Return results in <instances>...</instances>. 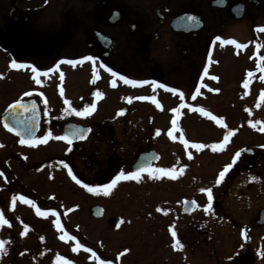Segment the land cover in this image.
<instances>
[{
  "label": "flooded vegetation",
  "instance_id": "flooded-vegetation-1",
  "mask_svg": "<svg viewBox=\"0 0 264 264\" xmlns=\"http://www.w3.org/2000/svg\"><path fill=\"white\" fill-rule=\"evenodd\" d=\"M262 29L264 0H0V72L6 68L12 72L14 83H27L17 100L32 99L38 110L39 131L26 144L46 136L40 143L46 146L50 139L47 133L52 130L61 136L67 122L85 127L88 134L83 140L70 144L62 141L76 149L81 162L77 179L102 192L103 185L121 171L136 172L146 165L170 170V175L140 172L135 179L118 181L109 189L127 203L141 204L144 217L150 210L148 200H153L154 208L163 204L156 202L158 196L154 193L168 194L171 208L167 217L174 221L176 233L169 242L175 246L179 241V247L187 248L189 254L166 260L137 256L133 264H201L203 260L207 264H264ZM217 36L235 40L243 47L221 44ZM85 56L94 59L85 61ZM12 60L31 65L37 72L33 73L31 67L14 69L10 66ZM68 60L75 63L69 64ZM109 68L129 79L149 83L127 85L113 77ZM229 74L236 76L237 83H217ZM203 78L206 83H199ZM153 81L166 87L154 88ZM244 81L248 82L249 95H244ZM203 90L209 95L198 94ZM96 92L101 95L95 96ZM142 96L154 97L155 103L139 99ZM55 97L61 101H55ZM49 99L60 103V108L55 110L50 104L48 109ZM199 100L209 101L202 105ZM93 103L96 107L88 116H77L72 111ZM202 121L205 130L212 132L210 135L216 134L210 138L211 147L215 145L212 151L225 156L212 178L197 182L196 160L202 151L192 148L195 140L187 137L186 127L187 122L197 125ZM0 126L20 142L1 122ZM229 132L232 135L225 142ZM241 133L250 135L251 141L237 146ZM86 143L92 147L87 152L83 148ZM119 144L128 148L119 149ZM33 147L37 149V145ZM238 151L240 156L233 167L216 184L219 172L233 162ZM140 156L143 160L134 167ZM42 161L47 171L51 155L44 154ZM2 178L0 187H14L16 192L19 184ZM207 189L213 193L211 202L207 200ZM188 202L194 207L189 209ZM90 215L99 219L104 211L98 218L91 211ZM109 219L111 230L124 225L122 218L117 221L111 215ZM24 248L16 246V260L28 255L36 264L34 247ZM125 249L124 254L128 253ZM110 259L111 264L120 263L119 256ZM149 259L153 261L146 263Z\"/></svg>",
  "mask_w": 264,
  "mask_h": 264
},
{
  "label": "rangeland",
  "instance_id": "rangeland-1",
  "mask_svg": "<svg viewBox=\"0 0 264 264\" xmlns=\"http://www.w3.org/2000/svg\"><path fill=\"white\" fill-rule=\"evenodd\" d=\"M0 74H2L0 76V113H2L9 104L23 96L27 83H14L12 72L6 68H3ZM231 76L229 74L227 77H221L217 83H221L222 86L237 83L236 76H232L233 79ZM199 83H206V81L203 78ZM242 84L244 87V83ZM248 91L249 88L244 87V95H249ZM198 94L209 95L205 90ZM54 99L57 102L61 101L57 97ZM226 99L227 102L231 100L230 97ZM208 101L199 100L202 105ZM50 104L56 110L60 103H54L52 99H49V106ZM50 108L51 106L48 109ZM204 124V121L197 125L187 122L186 127L187 137L194 139L195 144L196 141L201 140L199 144L206 146L205 149L204 147L195 149L202 151L196 160L199 164L195 168H198V173L194 174L195 179H199L197 182L212 178L216 174V168L218 169L220 164L224 163L225 156L224 154L217 155L215 151H212L210 138L216 137V134L210 135L212 132L205 130ZM50 132L52 135L46 146L36 142L32 145L21 144L0 126V169L4 171H0V185L3 176L8 183L15 185L18 183L17 190H21V192L17 190L15 192L14 187L9 190L0 187V217H2L0 219V242H3V247L0 248V264H18L16 263L18 259H20L19 264H33L31 256L28 255L23 256L24 259L19 257L16 260L14 255L18 244L24 245V249L27 250L34 247L33 261L36 260V264H101V261L111 264L110 258L115 256L120 257L118 264H133L137 256L140 258L141 256H158L166 260L174 256L187 257L189 255L187 248L179 247V243L175 247L169 242L173 237L174 221L167 217L171 208V198L168 194L154 193L158 196L156 202L163 204L154 208L151 202L153 200H148L150 210L145 213L144 217L141 204L127 203L121 195H116V192L112 190H109L107 195L102 191L89 192L82 187V184H76L68 175L69 168L75 176L76 173L79 174L78 169L81 168V162L76 157V149L68 147L62 140H57L56 134L58 133L52 130ZM240 135L242 137L237 139V146L240 143H250V135L244 133ZM35 145L37 149L33 147ZM84 145V151L87 152L91 146L87 143ZM118 148L128 147L119 144ZM207 151L210 152L209 155ZM44 154L51 155L47 171L42 161ZM61 159L63 162L67 161V164L64 163L68 166L67 168L60 162ZM193 166H196L195 162ZM48 174L50 178L47 179ZM123 186L122 184L120 188ZM21 196H24L25 200H21ZM26 201H31V203ZM137 201L139 202V197ZM93 203H99L103 207L104 216L102 218L91 217L89 207ZM37 208L40 209L39 213ZM111 215L117 221L122 218L124 225L111 230L109 223ZM124 217L127 218L125 222ZM57 220H59V225H57ZM144 224H149L148 228ZM69 237H75V239H69ZM24 243L30 244L25 245ZM142 244L143 251L141 250ZM126 247L129 251L124 254L123 249ZM42 251L46 253L43 255ZM5 252L7 255H4ZM151 261L153 259H149L146 263ZM203 262L204 260L201 264H207Z\"/></svg>",
  "mask_w": 264,
  "mask_h": 264
},
{
  "label": "snow or ice",
  "instance_id": "snow-or-ice-1",
  "mask_svg": "<svg viewBox=\"0 0 264 264\" xmlns=\"http://www.w3.org/2000/svg\"><path fill=\"white\" fill-rule=\"evenodd\" d=\"M220 3H223L224 0H219ZM235 11V9H234ZM189 21H195V18L194 17H188L187 18ZM262 31H264V29H262ZM216 40L217 41H221V44H231V45H236V47H243V45L241 44H238L235 40H221V38L219 36L216 37ZM259 47V46H258ZM83 59L85 61H90V60H93L94 58L91 57V56H85L83 57ZM261 60L264 61V56L261 57ZM67 63L69 64H74L75 61H72V60H68ZM10 66L14 69H20V68H26V67H31V70L33 73H36L37 72V69L35 67H32L31 65H26V64H23V63H17L16 60H12L11 61V64ZM260 70L262 72H264V66H261L260 67ZM93 71H95V69H93ZM108 71L111 73V75L113 77H118L119 80H122L125 84L127 85H144V84H148L149 82L148 81H144V80H133V79H129L127 78L126 76H122L120 75L119 73L115 72V71H112L110 68L108 69ZM205 72H207V69H205ZM46 74V73H45ZM249 75H252L251 73H249ZM0 76H2V74H0ZM61 79H63V74H61ZM215 79V77H214ZM94 82V81H93ZM35 83L36 84H39L40 83V80L39 79H36L35 80ZM115 83V82H113ZM152 83V86L155 88V87H160V88H165L166 86L163 85V84H160V85H157L156 82H151ZM244 87L247 88L248 87V82L247 81H244ZM172 92H176V89L175 88H172L171 89ZM214 91H219L218 89L214 90ZM95 96L99 97L101 95V93L99 92H96L94 93ZM139 99L141 100H149V99H152L153 102L155 103V98L154 97H148V96H142V97H139ZM181 99H183V96H181ZM65 103H68L67 101H65ZM96 107L95 103L91 104V105H85L83 107V109L81 111H76V109H72L73 112H75V114L77 116H88L91 114L92 110H94ZM157 107H159V105H157ZM9 108L12 109L13 111H15L17 108H23V110L26 112V111H29V106L28 105H24L22 104V102L20 100H17L15 102V104H10L9 105ZM32 112H33V118L31 120V126L32 128H35L36 126V120H35V115H36V103L35 101L32 102L31 104V109H30ZM173 111L175 112H178L179 109H173ZM199 111L203 112L204 110L203 109H199ZM119 114V113H118ZM213 119H217L216 117H212ZM173 123H175V121H173ZM5 128H9V125L7 123H5L4 125ZM10 131H12L13 129H10ZM261 131H264V128L261 129ZM86 133L83 132V131H74L73 133H71V136L73 138H83L84 135ZM51 132L47 133V136H51ZM232 133L229 132L228 135H226L224 137V141L227 142L228 141V136H231ZM46 136H41L39 138L38 141H36V143H44L45 140H46ZM57 140H68L69 144L71 143V140L68 139V135L66 134L65 136H58L56 137ZM31 141H26L24 140L23 138L20 140V143L21 144H25V143H30ZM187 141L185 140L184 141V144L187 145ZM204 147V145H201V144H193L192 145V148L194 149H200ZM213 149H215V145H213ZM240 156V152H236L234 157H233V162L226 165L222 171L219 172V179L216 180V184H220L223 179L225 178L226 174L230 171V169L233 167L234 163L236 162V157H239ZM191 158V157H189ZM62 164H64L63 161H61ZM64 167L67 168L68 166L66 164H64ZM147 171L149 173L150 176H152L154 173L156 172H160V173H167V174H171L170 173V170L169 169H165V168H153L151 165H146V166H141L138 168V170L136 172H128L127 174H125L123 171H121L114 179L111 180L110 183L108 184H104L103 185V191H104V194L107 195L108 194V191L109 189L113 188V186H115L117 184L118 181H121V180H130V179H135L136 177L139 176L140 172H145ZM68 175L71 176V178L76 182V184L80 185L82 184V181L80 179H77V177L75 175H73L72 173V170L69 168L68 169ZM174 178V177H173ZM82 187L87 189L89 192H96L98 191L97 189L93 188V187H90L89 184L87 183H83L82 184ZM201 191H205V189H201ZM207 192H208V195H207V200L209 202L212 201L213 199V193H212V190L211 189H207ZM21 200H25V197L24 196H21L20 197ZM27 203H31V201H26ZM40 209L37 208V212L39 213ZM69 211H71V209H69ZM0 219H2V217H0ZM4 223H7V221H3ZM57 225H59V220H57ZM172 236L175 237L176 236V233L173 232L172 233ZM61 239H64L63 237H61ZM69 239H75V237H69ZM177 243H179V241H177ZM3 247V242H0V248ZM78 247H82V245H78ZM88 251H91V249H88ZM129 250L128 249H125V252H128ZM101 264H106L105 261H101ZM110 264V262H109Z\"/></svg>",
  "mask_w": 264,
  "mask_h": 264
},
{
  "label": "water",
  "instance_id": "water-1",
  "mask_svg": "<svg viewBox=\"0 0 264 264\" xmlns=\"http://www.w3.org/2000/svg\"><path fill=\"white\" fill-rule=\"evenodd\" d=\"M22 104L28 105L29 106V111H24L23 108H17L15 111L9 108V105L4 109V111L0 114V122L1 124L5 125L7 123L9 125L10 129H13L12 131L9 130V128H5L7 131L11 132L12 134L16 135L20 140L23 138L26 141H32L36 136L39 131V119L37 116V105H36V115H35V120H36V126L35 128H32L31 126V120L33 118V112L30 110L31 109V104L34 100L28 99V100H20ZM15 104V102L11 103ZM75 124L72 122H67L63 126L62 134L61 136H65L66 134L68 135V139L71 140L72 142L80 141L83 140L87 134H88V129L85 127H75ZM74 131H83L86 134L84 135L83 138H73L71 136V133ZM65 142L69 143L68 140H64ZM143 160V157L140 156L137 161L134 164V167L139 165L141 161ZM186 203V202H185ZM186 204H184V207ZM189 206V209L193 208L194 205L191 203H187V207ZM91 214L94 217H100L102 215V207L99 205H93L91 207Z\"/></svg>",
  "mask_w": 264,
  "mask_h": 264
}]
</instances>
